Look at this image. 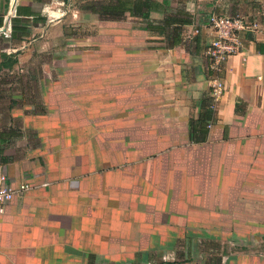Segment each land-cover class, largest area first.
Instances as JSON below:
<instances>
[{"label": "crops", "instance_id": "1", "mask_svg": "<svg viewBox=\"0 0 264 264\" xmlns=\"http://www.w3.org/2000/svg\"><path fill=\"white\" fill-rule=\"evenodd\" d=\"M73 1L0 0V175L31 185L0 215V264H264V0H155L70 41ZM238 13L261 29L213 111L209 20ZM40 53L42 100L23 103Z\"/></svg>", "mask_w": 264, "mask_h": 264}, {"label": "built area", "instance_id": "2", "mask_svg": "<svg viewBox=\"0 0 264 264\" xmlns=\"http://www.w3.org/2000/svg\"><path fill=\"white\" fill-rule=\"evenodd\" d=\"M209 23L215 32V37L206 49V56L209 60L211 71L210 79V109L216 111L224 96L225 73L228 60L231 56L242 54L245 42L250 33L258 32L261 29L260 22L245 14L220 15L212 14ZM0 34L6 38L11 37L9 28H0ZM209 127L212 124L208 125ZM31 189V185L22 184L13 186L5 174L0 175V215L5 213L6 206L15 195L23 194Z\"/></svg>", "mask_w": 264, "mask_h": 264}, {"label": "rangeland", "instance_id": "3", "mask_svg": "<svg viewBox=\"0 0 264 264\" xmlns=\"http://www.w3.org/2000/svg\"><path fill=\"white\" fill-rule=\"evenodd\" d=\"M87 0H76L73 1L74 5L83 7V4ZM77 14L76 16H74ZM67 22L66 24L68 27H66L64 30H62V33L66 36L68 35L70 38V41H74V38H80V37H94L98 36V31H101L102 37H108L109 32V20L108 19H102L99 17L98 14L93 13L92 11L88 9H82L79 12H69L67 16ZM126 18V17H125ZM124 18V19H125ZM2 42H0L1 44ZM2 45H4L2 43ZM38 58L35 60H28L24 61L19 67L18 71L21 74V78L17 75L18 80L20 81L19 84L22 86L21 88L24 89L27 88L24 92L22 91L21 95L24 96L25 101L23 103H30L31 101L34 103H39L40 100H42V95L39 92V84L40 79H43V77H38L37 79H30L29 78V72L32 70L35 71H43L46 68H49L50 59H45L44 53L38 54ZM21 70V71H20ZM23 70V71H22ZM16 77V79H17ZM5 78H8V76H5ZM12 78H8L7 80H11ZM26 84V85H25ZM6 89L5 86L2 87L1 90ZM13 93L8 91H0V131L6 130V128L11 127L10 125L13 122V108H12V96ZM21 100V99H20ZM22 105V103H20ZM25 111V108H22V110H15V113H23ZM27 111V110H26ZM248 240H251V238H247Z\"/></svg>", "mask_w": 264, "mask_h": 264}, {"label": "trees", "instance_id": "4", "mask_svg": "<svg viewBox=\"0 0 264 264\" xmlns=\"http://www.w3.org/2000/svg\"><path fill=\"white\" fill-rule=\"evenodd\" d=\"M155 4V0H87L81 8L98 14L102 19L121 20L130 14L144 21H150V12ZM11 36H15V29ZM0 157L2 161H6L2 150H0Z\"/></svg>", "mask_w": 264, "mask_h": 264}]
</instances>
